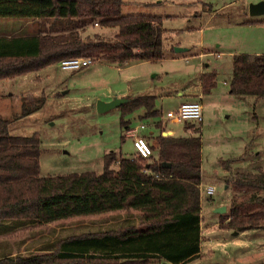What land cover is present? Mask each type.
I'll list each match as a JSON object with an SVG mask.
<instances>
[{
	"label": "trees",
	"instance_id": "16d2710c",
	"mask_svg": "<svg viewBox=\"0 0 264 264\" xmlns=\"http://www.w3.org/2000/svg\"><path fill=\"white\" fill-rule=\"evenodd\" d=\"M121 6L122 0H0V18L36 21L29 33L0 35V80L71 57L114 65L164 58L163 17L124 15ZM89 23L116 26L118 32L114 38L97 33L82 38ZM200 79L202 93L208 94L216 72ZM229 93L264 97V54L232 56ZM20 101L17 118L44 105V97ZM119 108L123 116L142 109L143 118L162 115L152 95L127 99ZM183 123L192 134L164 136L163 124L155 125L160 134L149 159L111 151L102 157L100 174L42 177L39 137L10 135L11 121L0 113V264H185L199 257L200 128ZM230 163L223 162V168L229 171ZM225 183L233 195L227 213L220 215L221 227L238 233L264 230V171L232 173ZM108 214L106 226L67 230L53 240L52 229L50 237L31 244L14 239L25 231L34 238L51 225L64 229L66 222Z\"/></svg>",
	"mask_w": 264,
	"mask_h": 264
},
{
	"label": "rangeland",
	"instance_id": "374dc122",
	"mask_svg": "<svg viewBox=\"0 0 264 264\" xmlns=\"http://www.w3.org/2000/svg\"><path fill=\"white\" fill-rule=\"evenodd\" d=\"M245 3L244 0H122L121 13L124 15L163 17L165 57L132 63L125 70L100 60L79 70H62L55 62L37 71L1 79L0 113L11 121L10 135L39 137L42 177L83 172L100 174L104 154L111 151L123 157L136 154L132 139H122L128 127L144 125L151 128L160 122L166 133L168 129L182 137L186 134L184 123L169 122L166 113L174 111L188 98L200 106L204 103L201 107L203 120L187 123L200 128L201 243L205 253L185 264H264V230L236 235L237 232L221 227L222 217L214 213L219 207H226L227 213L233 192L226 187V178L236 172L253 174L264 171V97L248 95L241 98L229 94L231 58L227 54L218 55L235 47L237 34L234 27L236 20L244 15L241 5ZM214 10L216 12L211 14ZM16 21L28 24L24 32H30L31 20L16 18ZM117 32L116 26L89 23L81 37L97 33L114 38ZM239 35L245 36L243 33ZM200 44L205 45V51L214 53L204 59L198 58ZM176 46L188 50L176 53ZM240 48H249V43L243 42ZM172 53L179 59H171ZM216 61L219 69L215 87L209 95L205 94L203 100L201 95L199 100L196 97L202 93L199 88L200 65L209 63L206 70L210 71L211 64ZM93 68L97 69L96 72L89 73L88 69ZM131 85L145 88V94H156L155 108L162 107V115L139 119L142 110L124 116L119 107L101 113L97 111V102H104L97 95L103 97L106 92L114 93ZM21 97H44V105L26 117L17 118L21 111ZM122 121L127 124L122 125ZM152 131L155 134L150 140L156 147L160 131ZM225 161H231L229 171L222 166ZM209 186L215 189L212 196L204 193ZM92 223L101 224V216L66 222L67 228L64 229L56 225L42 228L41 236H48L52 229L56 230L55 234L66 235L67 230L88 227ZM30 236L29 231H25L14 239L26 242ZM149 264L163 263L151 261Z\"/></svg>",
	"mask_w": 264,
	"mask_h": 264
},
{
	"label": "crops",
	"instance_id": "0c3cea01",
	"mask_svg": "<svg viewBox=\"0 0 264 264\" xmlns=\"http://www.w3.org/2000/svg\"><path fill=\"white\" fill-rule=\"evenodd\" d=\"M244 1L247 3V4L245 3V4H242L241 5V8H242V11L244 12V15L242 16L241 19H237L236 20L237 21L236 22L237 25L234 27V29L236 30V34H237V36H235L237 38L235 47L234 48H230V49L227 48L226 50L221 51V52L218 53V55L227 54L231 58V67H232V56L234 54H239V53L249 54V55L264 54V50H262L264 48V15L251 16L249 14V12H248V5H249V3H255V2H258L259 0H244ZM215 12H216V10H214L213 12H211V14H214ZM245 21H252V22L245 23ZM32 22H33V24H32V28H31L30 31H32L33 29L36 28V25H35L36 24L35 23L36 21H32ZM26 27H28V24H26L24 22L16 21V18H0V35H6V36H8V35H11V34L21 33V32H24V29ZM26 33H28V32H26ZM239 33H243L247 38H244L245 36H240ZM249 35H251L250 36V39H249ZM239 42H241L242 44H243V42H246V43L248 42L249 43V48H246L244 50H241L240 46L242 44H239ZM185 49L188 50V48H185ZM205 49L206 48H205V45L204 44H200L199 45V51H198L199 53H197L198 58L204 59L205 57H208V56H210V55H212L214 53L213 51L207 52V51H205ZM176 53H179V52H176ZM171 57H172L171 59H179V58H177V55L175 53H172L171 54ZM185 58H187V57H185ZM133 64H137V63H133ZM131 65L132 64H126L125 63L123 65H117V66L120 67L121 69H124V68L127 69ZM208 66H210L209 63L205 64L204 62H202V67H204V69H202V67L200 65L199 76L201 74H203V73H207V72H211V71H215L216 72V76H218L219 62L216 61L213 65L211 64L212 67H211V70L210 71H207L206 70V67H208ZM96 70L97 69H95V68L90 69V70L88 69V72L89 73L90 72H94V71L96 72ZM193 71H195V68H194ZM230 77H231V75L229 76V80H230ZM229 80H228V82H229ZM127 82H132V81H127ZM201 86H202V83L200 81V86H199L200 90H201ZM144 91H146V89L143 88V87H141V86L135 87V86H132L131 85V86H128V88L125 87L122 90L116 91L114 93L106 92V94L103 95V97H99V95H97V98H102L104 102H110L114 98L125 99L127 101V99H132V98L138 97V95H152V97H154L156 99V94H145ZM228 93H229V83H228ZM179 95H182V94H179ZM201 95H202V99H201ZM189 97H191V95H189ZM192 97H193V95H192ZM203 97H205V94H203V93L200 92L199 94H197V97L196 98H198L199 100L200 99L203 100ZM185 102H193V100L192 99L189 100V98H188V99H186L184 101H181L177 105V107L175 109H177L182 103H185ZM201 107H204V103L201 104ZM159 110L162 112V107ZM202 111H203V108H202ZM144 114H145V111L142 109L141 115L138 116L139 119L140 118H143ZM202 120H203V113H202ZM179 124H181V123H179ZM155 125L154 126H151V128H147V126H145V129L144 130H137L138 132L136 133V136L143 138L146 141V143L148 144V146H149V148L151 149V152H152V155L151 156L155 155L154 148H156L154 146V144L152 143V141L150 140V137H152V135L155 134L152 130H154L156 133L159 131L158 129L155 128ZM135 128H139V126L134 127V129ZM130 129H133V128L128 127L126 129L124 138L125 137L126 138H131L128 135V131ZM147 129H150L149 132H147ZM167 131H168V133H170V135L177 137L176 134H174L172 130H168L167 129ZM184 131H185L186 134L184 136H182V137L188 136L189 135V132L186 131V130H184ZM164 134L165 133H163V135ZM131 139L133 141V138H131ZM133 156L135 157L137 155L134 154ZM200 185H202V181H201V184ZM200 197H201V195H200ZM200 204H201V198H200ZM110 217H111V214L101 216V226H106V225L110 224L111 223V218ZM200 218H201V213H200ZM93 224L94 223H92L90 225H93ZM95 225H97V224L95 223ZM63 228H67V227H63ZM200 231L202 233L201 221H200ZM237 234L240 235L241 233H238L237 232L236 235ZM41 235H42V233L36 235L34 238L33 237H31V238L29 237L28 240L25 243L28 244L29 241H33L34 242V239L37 240V239L43 238ZM56 235L57 234H55L53 237H51V239L53 240V238ZM62 236H65V235H62ZM46 237H50V236L48 235ZM204 253H205V249L203 248L202 243H201L200 244L199 257L201 255H203ZM160 263L169 264V263H165V262H160Z\"/></svg>",
	"mask_w": 264,
	"mask_h": 264
},
{
	"label": "built area",
	"instance_id": "2783aa9c",
	"mask_svg": "<svg viewBox=\"0 0 264 264\" xmlns=\"http://www.w3.org/2000/svg\"><path fill=\"white\" fill-rule=\"evenodd\" d=\"M95 60L89 56L86 57H71L64 58L58 61L59 67L62 70H79L87 67ZM166 119L171 123H183L187 121H196L198 123L202 120V108L197 102H185L182 103L176 110L169 111L166 113ZM145 126L140 125L139 128H133L128 131V135L133 138V147L138 157L149 159L152 155L151 149L149 148L146 141L136 136L137 130H144ZM199 194H203V185L198 186ZM215 192L214 187L209 186L205 189L204 193L207 196H212Z\"/></svg>",
	"mask_w": 264,
	"mask_h": 264
},
{
	"label": "water",
	"instance_id": "95a60500",
	"mask_svg": "<svg viewBox=\"0 0 264 264\" xmlns=\"http://www.w3.org/2000/svg\"><path fill=\"white\" fill-rule=\"evenodd\" d=\"M248 12L251 16H259V15H264V0H259L258 2L255 3H249L248 5ZM174 50L176 52H183L186 49L182 47H175ZM126 102L125 99H118L114 98L110 102H97V111L99 113L113 109L115 107H120L122 104ZM165 135L169 136L170 133H166ZM215 214L218 215H223L226 213V207H219L214 210Z\"/></svg>",
	"mask_w": 264,
	"mask_h": 264
}]
</instances>
